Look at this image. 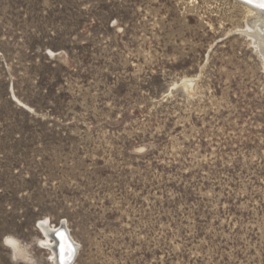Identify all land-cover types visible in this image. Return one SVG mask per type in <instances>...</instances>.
<instances>
[{"label": "rangeland", "instance_id": "374dc122", "mask_svg": "<svg viewBox=\"0 0 264 264\" xmlns=\"http://www.w3.org/2000/svg\"><path fill=\"white\" fill-rule=\"evenodd\" d=\"M247 15L235 0H0V264H55L43 221L73 264H264Z\"/></svg>", "mask_w": 264, "mask_h": 264}, {"label": "bare ground", "instance_id": "6f19581e", "mask_svg": "<svg viewBox=\"0 0 264 264\" xmlns=\"http://www.w3.org/2000/svg\"><path fill=\"white\" fill-rule=\"evenodd\" d=\"M235 1L242 4L247 9L248 15L246 17V22L248 26L244 33L254 41L256 48L260 49L264 58V11L259 6L260 0H252V2H250V0ZM40 229L44 235H46V241L43 242V245L51 251L54 263L59 264L58 258L64 259V261L61 262L63 264L69 263L70 260L66 258V251L69 249V246L65 243V239L61 238V230L53 229L48 221L41 222ZM74 246L76 247L75 243Z\"/></svg>", "mask_w": 264, "mask_h": 264}, {"label": "water", "instance_id": "95a60500", "mask_svg": "<svg viewBox=\"0 0 264 264\" xmlns=\"http://www.w3.org/2000/svg\"><path fill=\"white\" fill-rule=\"evenodd\" d=\"M240 1H243V0H240ZM262 10L264 11V9H262ZM61 232L63 234V238L65 239V243L68 244V246H69V249L66 251V258H68L70 261L67 264H73L74 259L76 257V250L77 249L74 246V243L71 241L69 235L67 234V231H65V229H61ZM62 261H64L63 258L62 259L61 258H58L59 264H63V263H61Z\"/></svg>", "mask_w": 264, "mask_h": 264}, {"label": "snow or ice", "instance_id": "6c2138e0", "mask_svg": "<svg viewBox=\"0 0 264 264\" xmlns=\"http://www.w3.org/2000/svg\"><path fill=\"white\" fill-rule=\"evenodd\" d=\"M252 2V0H250ZM259 6L264 9V0H260ZM61 238H63V234H61Z\"/></svg>", "mask_w": 264, "mask_h": 264}]
</instances>
